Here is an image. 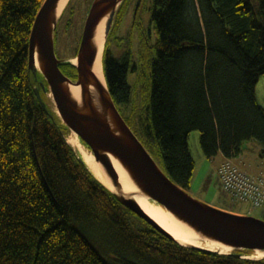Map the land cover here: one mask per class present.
<instances>
[{
	"label": "trees",
	"instance_id": "16d2710c",
	"mask_svg": "<svg viewBox=\"0 0 264 264\" xmlns=\"http://www.w3.org/2000/svg\"><path fill=\"white\" fill-rule=\"evenodd\" d=\"M43 1L0 0V264H264V257H242L251 250L179 243L92 174L66 141L68 128L40 88L43 77L28 68L29 35ZM130 1L120 3L107 35L103 73L115 104L126 107L128 74L146 81V112L133 106L123 118L161 157L166 174L188 191L194 129L206 157H236L242 142L254 139L264 159V108L254 89L264 75V0H151L155 41L148 44L138 9L113 51V30ZM134 29L144 43L136 53Z\"/></svg>",
	"mask_w": 264,
	"mask_h": 264
},
{
	"label": "water",
	"instance_id": "95a60500",
	"mask_svg": "<svg viewBox=\"0 0 264 264\" xmlns=\"http://www.w3.org/2000/svg\"><path fill=\"white\" fill-rule=\"evenodd\" d=\"M122 1L94 0L92 2L81 33L79 55L76 61L78 78L71 80L61 72L54 49V33L62 13L57 15L59 0H44L35 15L29 35V70L35 77L37 73L41 74L44 81H40V88L46 95L51 93V102L56 107V114L62 123L68 129L73 130L90 149L95 160L100 163L116 187V191L108 189L129 210L158 231L173 238L145 213L130 194L122 192L110 155L115 157L127 170L134 183L144 194L196 232L228 245L233 250L264 252V219L235 213L203 202L176 184L157 164L151 153L127 124L113 101L108 87L106 91L103 90L100 81L92 72L97 55V48L92 43L94 28L101 18L108 15L104 30L105 48L107 35ZM140 2L141 0H136L133 14L137 11ZM36 60L37 65H35ZM70 85L79 88L78 100L72 97ZM34 92L40 104L45 107L46 104L37 87H34ZM194 247L210 250L199 246ZM228 253H232V251ZM236 255L242 256L239 253Z\"/></svg>",
	"mask_w": 264,
	"mask_h": 264
},
{
	"label": "rangeland",
	"instance_id": "374dc122",
	"mask_svg": "<svg viewBox=\"0 0 264 264\" xmlns=\"http://www.w3.org/2000/svg\"><path fill=\"white\" fill-rule=\"evenodd\" d=\"M93 1L94 0H72L70 5L67 7V9L64 11L57 22L54 39H58V42L62 44L66 42L67 39L73 38L78 35L77 33H80L83 28L86 15ZM135 1L136 0L130 1L124 17L117 25V27L113 30L114 38L110 42V49L113 51H115L117 48V38L127 35L130 29V16L132 14ZM150 2L151 0H142L139 6V14L141 17L140 20L142 23V27L144 31L148 33V44H152L156 39L155 29L150 21L148 9ZM121 43L123 44L124 40ZM142 44L144 43L138 40L137 31L134 29L132 49L135 53L142 49ZM56 47L57 44L55 48ZM122 48H124V46ZM119 53L120 51H118V54ZM127 80L129 85L131 86L130 103L127 105V107L123 104H118L116 106L120 110V113L123 117L128 116L129 111L133 106L136 108L139 114L145 113L148 96V89L145 83L146 81L141 75L137 76L135 72L129 73ZM254 89L258 103L264 108L263 74L259 75ZM51 104L52 103L50 99V107H52ZM136 122L137 118L132 125L133 128H136ZM188 145L194 160V168L188 189V192L193 197L211 205H215L219 208L224 207L231 210H241L248 215L264 219V205L261 207H252L249 203H246L244 201L232 200L228 193L225 192L219 185L217 166L219 165L220 157L219 155H215L211 158L205 156L199 143V130L194 129L189 132ZM72 148L78 153V151L73 146ZM240 150V153L236 157H233L234 162L241 169L247 171L248 173L253 174L259 172L264 176V159L260 156L261 144L254 139L244 140L241 144ZM153 158L160 167H163L162 159L160 156L154 155Z\"/></svg>",
	"mask_w": 264,
	"mask_h": 264
},
{
	"label": "bare ground",
	"instance_id": "6f19581e",
	"mask_svg": "<svg viewBox=\"0 0 264 264\" xmlns=\"http://www.w3.org/2000/svg\"><path fill=\"white\" fill-rule=\"evenodd\" d=\"M69 0H59L57 15L62 12ZM135 6V5H134ZM133 6V9H134ZM108 15H105L94 28L92 43L97 48V55L95 57L92 72L100 81L103 90L106 91L107 85L103 74L102 69V53L105 42V22ZM75 62V59H72ZM37 60L35 65H37ZM72 97L75 100L79 99V88L77 86H69ZM49 99H51V93H48ZM52 109L57 112L54 103L51 102ZM66 141L73 146L81 158L87 165L88 169L92 174L102 182L107 188L112 191H116V187L113 185L110 177L104 171L103 167L98 161L95 160L90 149L79 139V136L71 129H68L66 133ZM111 162L115 168V171L118 175V183L121 187L122 192L130 194L140 205V207L149 215L155 222H157L164 230L175 238L179 243L186 245H194L210 250H217L221 253H228L233 251L232 247L222 244L216 240L207 238L200 233L196 232L193 228L187 225L185 222L179 220L175 215L170 211L165 209L162 205L149 198L144 194L139 187L134 183L130 177L127 170L118 162V160L110 155ZM246 258L259 259L264 257V252L260 250H255L250 252L247 255H244Z\"/></svg>",
	"mask_w": 264,
	"mask_h": 264
},
{
	"label": "built area",
	"instance_id": "2783aa9c",
	"mask_svg": "<svg viewBox=\"0 0 264 264\" xmlns=\"http://www.w3.org/2000/svg\"><path fill=\"white\" fill-rule=\"evenodd\" d=\"M217 173L222 189L232 200L248 202L252 207L264 205V176L251 174L241 169L232 158H226L219 163Z\"/></svg>",
	"mask_w": 264,
	"mask_h": 264
},
{
	"label": "flooded vegetation",
	"instance_id": "af4514ba",
	"mask_svg": "<svg viewBox=\"0 0 264 264\" xmlns=\"http://www.w3.org/2000/svg\"><path fill=\"white\" fill-rule=\"evenodd\" d=\"M139 6L137 8V11L139 9ZM136 12L133 14V11H132L131 25L134 24V22L136 21L135 20ZM113 24H114V21H113ZM140 27L143 28L142 26ZM137 28H138V24H136L135 26L136 30ZM81 33H82V30L80 31V33H77L78 35H76L73 38L67 39V41L62 44L58 42V39L56 38L54 39L55 55L57 59L59 60L58 66L61 72L63 73V75L71 80H76L78 78L79 72H78L76 61L79 55V44H80V39H81ZM56 44H57V47L55 48ZM73 58L75 59V62L72 61Z\"/></svg>",
	"mask_w": 264,
	"mask_h": 264
},
{
	"label": "crops",
	"instance_id": "0c3cea01",
	"mask_svg": "<svg viewBox=\"0 0 264 264\" xmlns=\"http://www.w3.org/2000/svg\"><path fill=\"white\" fill-rule=\"evenodd\" d=\"M216 155H219V157H220L219 163H220L224 159V156L220 152H218ZM232 160H233V158H232ZM253 174H260V173L258 172V173H253ZM218 183L220 185L219 178H218ZM246 203H248V202H246ZM232 212L239 213V214H247V213H245L244 211H241V210H232Z\"/></svg>",
	"mask_w": 264,
	"mask_h": 264
}]
</instances>
